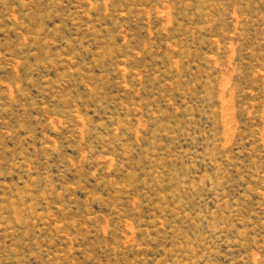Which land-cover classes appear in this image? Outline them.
<instances>
[{"label": "rangeland", "instance_id": "obj_1", "mask_svg": "<svg viewBox=\"0 0 264 264\" xmlns=\"http://www.w3.org/2000/svg\"><path fill=\"white\" fill-rule=\"evenodd\" d=\"M0 264H264V0H0Z\"/></svg>", "mask_w": 264, "mask_h": 264}]
</instances>
